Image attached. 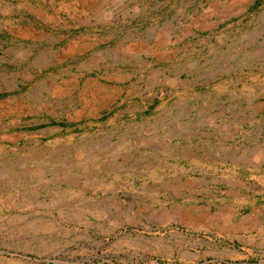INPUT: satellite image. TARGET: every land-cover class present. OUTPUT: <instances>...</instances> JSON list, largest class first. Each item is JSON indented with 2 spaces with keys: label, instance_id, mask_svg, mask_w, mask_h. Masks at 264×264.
Masks as SVG:
<instances>
[{
  "label": "rangeland",
  "instance_id": "374dc122",
  "mask_svg": "<svg viewBox=\"0 0 264 264\" xmlns=\"http://www.w3.org/2000/svg\"><path fill=\"white\" fill-rule=\"evenodd\" d=\"M0 264H264V0H0Z\"/></svg>",
  "mask_w": 264,
  "mask_h": 264
},
{
  "label": "water",
  "instance_id": "95a60500",
  "mask_svg": "<svg viewBox=\"0 0 264 264\" xmlns=\"http://www.w3.org/2000/svg\"><path fill=\"white\" fill-rule=\"evenodd\" d=\"M44 261H46V262H48L49 260H44ZM53 263H56V261H52Z\"/></svg>",
  "mask_w": 264,
  "mask_h": 264
}]
</instances>
